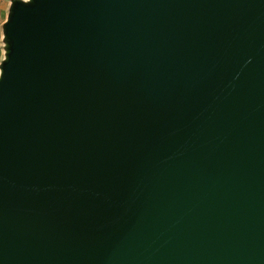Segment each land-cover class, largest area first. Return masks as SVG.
<instances>
[{
  "label": "water",
  "instance_id": "obj_1",
  "mask_svg": "<svg viewBox=\"0 0 264 264\" xmlns=\"http://www.w3.org/2000/svg\"><path fill=\"white\" fill-rule=\"evenodd\" d=\"M0 264H264V0H14Z\"/></svg>",
  "mask_w": 264,
  "mask_h": 264
},
{
  "label": "rangeland",
  "instance_id": "obj_2",
  "mask_svg": "<svg viewBox=\"0 0 264 264\" xmlns=\"http://www.w3.org/2000/svg\"><path fill=\"white\" fill-rule=\"evenodd\" d=\"M14 0H0V67L7 54V43L4 35V25L9 17Z\"/></svg>",
  "mask_w": 264,
  "mask_h": 264
}]
</instances>
